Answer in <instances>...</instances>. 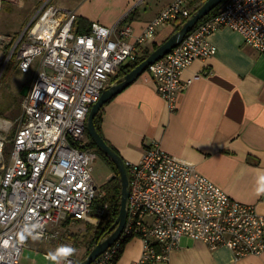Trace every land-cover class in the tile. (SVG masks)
Here are the masks:
<instances>
[{"label": "built area", "instance_id": "obj_1", "mask_svg": "<svg viewBox=\"0 0 264 264\" xmlns=\"http://www.w3.org/2000/svg\"><path fill=\"white\" fill-rule=\"evenodd\" d=\"M4 1L9 0H0V7ZM190 1L173 0L129 41L131 27L122 25V18L110 26L92 21L88 32L78 33L76 12L45 0L7 54L0 44V70L10 59L22 72L37 66L22 98L7 161V139L0 134V264H24L20 259L30 237L21 242L19 233L27 223L42 224L37 241H48L59 234L48 225L61 219L93 225L101 220L108 203L103 201L106 190L91 175L97 152L88 145L87 114L102 90L116 81L111 78L120 65L136 60L141 46L154 38L158 25L190 15ZM219 27L237 31L246 44L264 51V0L223 1L216 13L148 65L156 92L170 110L188 83L183 70L194 59L216 52L208 36ZM10 127L9 121L0 120V131ZM125 162L126 221L117 239L90 264H114L134 236L141 238L143 251L131 264L165 259L182 236L204 241L211 249L225 245L236 258L264 253V214L253 204L231 198L192 164L156 145L138 160ZM68 260L78 261L74 256Z\"/></svg>", "mask_w": 264, "mask_h": 264}, {"label": "crops", "instance_id": "obj_2", "mask_svg": "<svg viewBox=\"0 0 264 264\" xmlns=\"http://www.w3.org/2000/svg\"><path fill=\"white\" fill-rule=\"evenodd\" d=\"M76 18L131 27L134 41L145 25L173 0H69ZM198 0H191L193 8ZM141 8L143 10H141ZM179 21L158 25L154 38L141 47L161 43ZM208 39L216 52L194 59L182 72L188 81L173 110L155 89L147 70L116 92L100 109L101 131L125 161H136L158 146L195 169L233 199L253 204L264 214V51L246 44L237 31L219 27ZM113 81V80H112ZM98 157V155H97ZM29 238V242H36ZM143 251L141 238H129L114 264H131ZM139 264H264V253L236 258L231 249H214L201 240L182 236L165 259Z\"/></svg>", "mask_w": 264, "mask_h": 264}, {"label": "rangeland", "instance_id": "obj_3", "mask_svg": "<svg viewBox=\"0 0 264 264\" xmlns=\"http://www.w3.org/2000/svg\"><path fill=\"white\" fill-rule=\"evenodd\" d=\"M44 2L45 0H9L1 4L0 34L4 40L0 38V44L3 45L6 54ZM69 2L71 3L69 0H50V3L57 6H69ZM15 61L8 62L0 70V120L4 119L11 123L10 129L0 131V134L7 139L4 147L6 161L9 158L13 136L18 128V119L22 114L23 95L20 91L23 85H29L37 67L34 65L27 72H22ZM91 175L95 183L103 187L113 173L106 161L98 155L93 163ZM93 229V226L81 220L61 219L56 224H49L48 230H58V237H52L48 241L29 242L23 249L20 261L24 264H48L49 260L44 258L43 253L52 251L61 244L75 247L77 251L73 256L79 260L84 254Z\"/></svg>", "mask_w": 264, "mask_h": 264}, {"label": "water", "instance_id": "obj_4", "mask_svg": "<svg viewBox=\"0 0 264 264\" xmlns=\"http://www.w3.org/2000/svg\"><path fill=\"white\" fill-rule=\"evenodd\" d=\"M222 0H204L202 4L195 9L190 15L179 25L178 29L173 31L165 40L159 43L153 48L150 53L141 60L135 67H133L124 76L114 81L108 87L102 90L99 98L95 101L87 114L86 119V131L96 147L103 152L116 167L120 182H121V198L119 213L111 227V232L105 238L100 239L88 254L81 259L78 264H90L107 246L112 244L122 231L124 223L127 218V206L129 196V174L125 160L122 156L113 149L101 134L96 129L94 118L102 105L108 101L116 92L133 82L139 75H141L148 67L149 64L153 63L157 59L168 53L174 46H176L183 37L191 31L194 26L208 14L214 7H216ZM29 85H23L20 94L25 95ZM114 175L111 176V178Z\"/></svg>", "mask_w": 264, "mask_h": 264}, {"label": "trees", "instance_id": "obj_5", "mask_svg": "<svg viewBox=\"0 0 264 264\" xmlns=\"http://www.w3.org/2000/svg\"><path fill=\"white\" fill-rule=\"evenodd\" d=\"M203 1L204 0H198L197 3L194 5V7L190 9V11L193 12L195 9H197L202 4ZM223 1H225V0H222L208 14H206L202 19H200L199 22L194 26V28L196 26H198L203 20H205L206 18L210 17L212 14L216 13V11L218 10L219 6L221 5V3ZM133 14H134V11L128 13L124 18H122V21L125 22L127 20H130L132 18ZM185 19H186V17H180L179 18L180 21L178 23H176L173 31L177 30L179 25ZM90 24H91V21H89L88 19H86L84 17L79 16V17L76 18V21L74 22L75 31L78 32V33L88 32L90 30ZM157 45H158L157 43H154L150 47H143L140 50V54L138 55L136 60L127 61V62H124L123 64H121L119 69H118V71L116 72V74L111 78V81L112 80H117V79L121 78L122 76H124L133 67H135V65H137L141 60H143L150 53V51L153 48H155ZM10 62H13V59H10L9 63ZM100 122H101V119H100V110H99L98 113L96 114L95 118H94V123H95L96 129L101 134V136L104 138V136L102 134V131H101ZM87 136H88V139H89L88 145L91 146V147H94L96 149L97 155L101 156L106 161V163L110 166L112 172L117 174V176H114L112 179L107 180L106 184L103 186L104 189L106 190V195L103 198V201H107L108 206L105 209L101 220H99L94 225L91 224V223L90 224L87 223V225L93 226L94 229H93L92 235H91V237H90V239H89V241H88V243L86 245L84 254L77 261V264H78V262L81 259H83L88 254V252L93 248V246L104 235H106L110 231L112 225L114 224V221L116 220V218L118 216L119 207H120V198H121V182H120L119 174H118V171H117L116 167L114 166L113 162L103 152H101L96 147V145L94 144V142L92 141V139L90 138L88 133H87ZM112 148L115 149L114 147H112Z\"/></svg>", "mask_w": 264, "mask_h": 264}, {"label": "clouds", "instance_id": "obj_6", "mask_svg": "<svg viewBox=\"0 0 264 264\" xmlns=\"http://www.w3.org/2000/svg\"><path fill=\"white\" fill-rule=\"evenodd\" d=\"M257 194H264V183H261L257 189ZM43 225L38 222L27 223L19 233V240L24 242L27 238L38 240L42 238ZM77 249L71 245L61 244L54 250L47 253V259L53 264H71L68 260L69 257L76 253Z\"/></svg>", "mask_w": 264, "mask_h": 264}, {"label": "flooded vegetation", "instance_id": "obj_7", "mask_svg": "<svg viewBox=\"0 0 264 264\" xmlns=\"http://www.w3.org/2000/svg\"><path fill=\"white\" fill-rule=\"evenodd\" d=\"M109 167H110V166H109ZM110 169H111V168H110ZM111 171H112V170H111ZM112 173H113L114 176H117V174H115L114 172H112ZM114 176H113V177H114ZM113 177H112V178H113ZM112 178L110 177L109 179H112Z\"/></svg>", "mask_w": 264, "mask_h": 264}, {"label": "snow or ice", "instance_id": "obj_8", "mask_svg": "<svg viewBox=\"0 0 264 264\" xmlns=\"http://www.w3.org/2000/svg\"><path fill=\"white\" fill-rule=\"evenodd\" d=\"M51 91V90H50ZM41 159H43V156L41 157Z\"/></svg>", "mask_w": 264, "mask_h": 264}]
</instances>
